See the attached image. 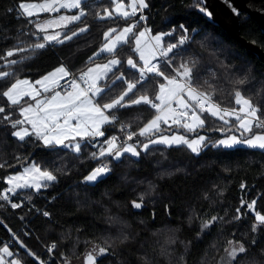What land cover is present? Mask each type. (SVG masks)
I'll use <instances>...</instances> for the list:
<instances>
[{
  "label": "trees",
  "instance_id": "1",
  "mask_svg": "<svg viewBox=\"0 0 264 264\" xmlns=\"http://www.w3.org/2000/svg\"><path fill=\"white\" fill-rule=\"evenodd\" d=\"M24 1L29 0H0V71L12 74L0 78V92L17 78L35 81L61 65L70 70L72 77L83 73L93 62L89 58L103 43V33L113 27L123 28L127 23L120 17L99 18L111 1L87 0L82 4L87 14L66 33L81 27H87L86 32L63 44L53 43L42 50L16 52L6 57L7 51L17 47L30 49L37 42L31 33L39 34L35 24L48 16L18 17L14 6ZM199 6V0H150L149 8L140 13L145 17L140 25L153 33H172L166 36L165 43L176 42L178 36L184 35L180 27L183 25L190 40L174 50L177 55L172 66L190 58L198 60L200 73L194 83L201 85V90L211 91L203 80L211 83V73L215 72L213 99L221 107H238L233 93L239 88L264 113V63L201 15L197 11ZM240 21L241 36L264 52V33L259 25L244 13ZM128 48L119 46L115 55L123 58ZM108 55L97 59L106 60ZM8 60L19 62L10 65ZM161 70L170 74L163 63ZM119 72L129 79L135 76L129 68H119ZM150 79L148 94L152 96L157 80H163ZM238 79L245 83L234 84ZM118 91L119 87L111 95ZM0 106L11 112L13 120L22 118L19 106L10 108L2 95ZM4 115L0 113V117ZM153 115L154 110L146 105L133 107L126 114L117 112L118 123L129 126L132 132H138ZM202 118L204 127L191 134L195 137L204 133L209 138L208 147L198 155L185 146L154 145L139 157L125 154L120 161L111 157L92 159V153H98L100 147L95 143L109 138L111 131H119L124 137L122 142L126 140L127 134L117 126L106 125L105 137L82 140L81 151L76 153L62 146H44L33 137L20 141L12 135L18 129H13L7 120H0V165H4L0 167V189L8 187L4 181L9 175L33 162L57 176L56 181L39 192L18 190L11 202L21 203L19 208L13 209L8 201H0V247L8 245L23 258L24 264H64L65 258L80 257L91 244L108 249L97 264H219L229 241H234L242 242L247 249L237 257L238 264H264V226L253 231L258 223L255 213L248 210L247 203L242 206V201L255 200L256 211L264 214V150L212 147L213 141L226 135V131L222 135L215 129L227 130L228 126L207 113ZM254 132L264 129L254 127ZM142 138L135 136L134 140L142 142ZM101 162H107L110 171L95 183L87 182L85 177ZM141 194L143 208L139 210L132 202L141 203ZM212 217H217V221L198 241L201 224ZM24 222L33 235L30 238L21 231ZM19 242L26 249L20 248ZM53 243L56 247L50 253L47 247Z\"/></svg>",
  "mask_w": 264,
  "mask_h": 264
},
{
  "label": "snow or ice",
  "instance_id": "2",
  "mask_svg": "<svg viewBox=\"0 0 264 264\" xmlns=\"http://www.w3.org/2000/svg\"><path fill=\"white\" fill-rule=\"evenodd\" d=\"M200 2L204 3L205 0H200ZM228 2L230 3V0ZM82 3L83 0L21 2L18 7L27 17L38 16L40 13H58L61 9L69 11L75 9L78 12L72 15H60L45 23H36L35 27L38 32L43 33L42 36L37 35L36 32L31 33L37 42L32 44L30 49L17 47L14 50H9L6 57H12L16 52L42 50L53 43L63 44L86 32L87 27L71 31V34L56 30L67 29L69 24L81 21V18L86 15ZM112 3L115 5L113 10L105 9L104 15L100 19L113 18L115 15L123 20H128L129 17H135L139 11L148 7L146 0H129L127 7L122 0H112ZM199 10L208 17L212 15L206 7H201ZM232 10L236 12L235 8ZM261 11L264 12V9ZM140 19L143 20L145 17L141 15ZM138 23L139 21H136L119 30L113 27L105 31L102 47L89 59L94 61L95 57L101 53L110 54L112 58L102 64L94 63V66L88 67L87 71L81 73L78 78L66 79L71 74L65 66L61 65L34 82L26 78L15 79V82L0 92V95L6 98L10 108L15 109L16 106H19V117L22 118L13 120L11 112H6L5 107L0 106V113L5 114L0 117V120H7L13 129H18L13 131L12 135L20 141H25L26 137H33L35 141L42 142L44 146L50 148L62 146L79 153L81 151L79 140H95L97 137H105L103 129L106 125L115 126V122L119 119L117 112L126 114L127 110L133 107L146 105L154 110L153 117L138 132H127L126 141H133L135 136H139L147 138L148 142L125 143L121 146L117 143L118 137L113 135L102 142L98 153H92V159L111 157L114 161H120L125 154L139 157L141 152L137 150L138 147L147 152L150 146L154 145L185 146L192 153L198 155L208 147L209 138L197 135L190 139L186 134L197 133L204 127L205 119L202 117L205 113L228 126L227 130L223 127L215 129L220 132L226 131V135L225 138L213 141L212 147L231 149L238 145H245L249 148L264 150V132H254V127L264 129V118H262L264 113L250 99L246 98L239 88L234 89L233 93L234 103L238 107L222 108L213 99L216 90L215 72L211 73V83L207 79L203 80V85H207L211 89L208 91L201 90L202 86L194 83L200 73L198 60L190 58L176 67L172 66L177 55L174 50L184 46L190 40V36L187 34L188 29L181 25L184 35L178 36L176 42L165 43L164 37L172 35V33L149 36V29L135 31ZM49 29H53V31L50 32ZM41 40L43 42H39ZM121 45H128L132 53L138 56V60L133 59L132 55L126 58L127 67L135 70V76L132 79L126 77L123 72H119L122 62L115 54ZM18 62L17 60L7 61L10 65H15ZM161 63L165 68L170 69V74H165V71L161 70ZM114 69H116L115 72ZM10 75L12 74L8 71H0V78L10 77ZM224 75L227 78V70ZM150 77L163 80V82L157 80L156 90L152 96L148 94V89L152 84ZM101 82L106 83L102 85ZM233 83L242 85L245 81L238 79ZM118 87L119 91L115 95H111ZM127 127L129 126L122 124L121 131H126ZM172 128H176L178 131L165 134L167 129ZM180 129L185 134H181ZM3 166L0 165V167ZM109 171L108 163L102 162L100 166L91 170L85 180L94 182ZM56 179L57 176L53 171L42 170L33 162L18 174L7 177L4 182L10 187L0 189V201H8L13 209L19 208L22 206L21 203L11 202V197L16 195L18 190L34 189L39 192L42 188H46L49 182L56 181ZM140 199L141 203L132 202L135 208L142 206L143 194ZM244 203H247L249 211L255 213V220L260 225H264V214L256 211V201L253 200L250 203L242 201V206ZM239 211L238 208L237 212ZM43 215L49 216V213L43 212ZM216 219L217 217H212L210 221L203 223L202 229L208 228ZM124 239H127V236ZM252 243L254 244L255 241L253 240ZM19 247L26 249L22 242H19ZM55 247L56 245L53 243L49 251ZM107 251L108 249L105 247L96 246L86 255L87 264H97L98 257ZM225 252L226 257L222 258L223 264H238V255L246 253L247 249L242 242L229 241V247L225 249ZM26 254L35 256L31 252H26ZM0 264H24V261L5 244L0 247Z\"/></svg>",
  "mask_w": 264,
  "mask_h": 264
},
{
  "label": "water",
  "instance_id": "3",
  "mask_svg": "<svg viewBox=\"0 0 264 264\" xmlns=\"http://www.w3.org/2000/svg\"><path fill=\"white\" fill-rule=\"evenodd\" d=\"M201 7H206L207 10L212 13L211 17H208L206 14L202 13L199 10ZM233 8L236 9V12H233ZM262 9H264V0H230V3L228 0H205V2L201 3V6L197 8V11L209 22L222 28L232 38L239 41L243 46L251 50L257 56V58L264 63L263 50L255 44L245 40L240 33V15L243 13L252 18L264 33V12L261 11ZM223 134L224 132H222V135ZM142 208L143 205L139 208V210ZM216 221L217 219L212 222L209 227H212Z\"/></svg>",
  "mask_w": 264,
  "mask_h": 264
},
{
  "label": "rangeland",
  "instance_id": "4",
  "mask_svg": "<svg viewBox=\"0 0 264 264\" xmlns=\"http://www.w3.org/2000/svg\"><path fill=\"white\" fill-rule=\"evenodd\" d=\"M85 1H87V0H83V3L85 2ZM109 1H111V4H108V5H105L104 6V8H103V12H101V14H100V16H99V18L101 17V16H103L104 15V12H105V9H107V10H109V11H111V10H113V8L115 7V5L112 3V0H109ZM24 2H28V3H42L43 2V0H29V1H24ZM122 2L123 3H125V5H126V7H127V5L129 4V0H122ZM146 2H147V4H148V7L147 8H144V9H142V10H146V9H148L149 8V5H150V0H146ZM82 3V4H83ZM83 8V7H82ZM84 10V9H83ZM129 11H130V8L128 9ZM141 10V11H142ZM141 11H139L138 13H137V15L135 16V17H129L128 18V20H126L127 21V23L123 26V27H125V26H127L128 24H130V23H135L136 21H139V23L137 24V27H136V29H135V31H140V30H143V29H149V28H147V27H145V26H141L140 25V21H142L141 19H140V13H142ZM78 12V10H75V9H73V10H71V11H69V10H65V9H61L60 10V12H58V13H40L38 16H33L34 18H38V17H40V16H42V15H46V14H48V16L47 17H45L44 19H41V20H39L37 23H45L47 20H49V19H53V18H56V17H58V16H60V15H72V14H76ZM84 12L86 13V11L84 10ZM87 14V13H86ZM143 16V15H142ZM117 17H119V16H115L114 15V17L113 18H107V19H115V18H117ZM83 18V17H82ZM81 18V19H82ZM80 22V21H79ZM79 22H75V23H72V24H69L68 25V28L67 29H56L57 31H62V32H64V33H66L67 31H68V29L70 28V27H72V26H74L75 24H77V23H79ZM120 29V28H119ZM118 29V30H119ZM150 30V29H149ZM38 31V30H37ZM49 31L51 32V31H53V29H49ZM161 33H164V32H157V33H153L151 30H150V32L148 33V35L149 36H154V35H157V34H161ZM66 34H71V33H66ZM42 35H43V33H42ZM62 38V37H61ZM166 41V36L164 37V42ZM103 43H104V41H103ZM102 43V44H103ZM102 44H101V46L100 47H102ZM122 46V45H121ZM99 47V48H100ZM118 49V48H117ZM99 51V50H98ZM97 51V52H98ZM126 54L124 55V57L122 58V57H120V56H118V55H116V57L117 58H119L120 60H121V65L119 66V68H122L123 70H125V68H128L127 67V65H126V58H127V56H129V55H132V57H133V59H137L138 60V56L137 55H135L134 56V53H132V51H131V48H128L126 51ZM107 53H101L99 56H97V57H95V60L89 65V67H91V66H94V63H105V62H107V60L108 59H111L112 58V56H110V55H108V57H107V59L106 60H98L97 58L98 57H101V56H105ZM162 64V63H161ZM87 71V70H86ZM116 71V69H114V72ZM134 72V75H135V70H133ZM85 72V71H84ZM80 75V74H79ZM79 75H77V78L79 77ZM109 75H111V73L109 74ZM73 77L70 75L68 78H66V79H72ZM34 82V81H33ZM63 83V82H62ZM104 83H106V82H101V84L103 85ZM50 95V94H49ZM233 123H235V121H234V118H233ZM116 126V125H115ZM162 127H166V126H162ZM170 131L173 133V132H176V131H178L176 128H172V129H167L166 130V133L165 134H171L170 133ZM180 132H181V134H185L184 132H183V130L182 129H180L179 130ZM193 134H195V133H193ZM238 134V133H237ZM113 135H115V136H117L118 137V140H117V143H118V145H121V143H122V141H123V135H122V133H120L119 131H111V136H113ZM186 135H188V137L191 139V138H195V137H192L191 136V134H186ZM198 135H204V136H206L207 137V135L206 134H204V133H200V134H198ZM110 136V137H111ZM197 136V135H196ZM109 137V138H110ZM97 138H101V137H97ZM96 138V139H97ZM223 138H225V137H223ZM77 140H79V138H77ZM85 140V139H84ZM87 140H89V139H87ZM82 140H79V142H81ZM142 142H148V140H147V138H145V137H143L142 138V140H141ZM66 143H68V141H66ZM98 145H102V141H99V143H95V146H98ZM123 145H125V144H123ZM123 145H121V146H123ZM241 146H245V145H238V146H236V147H241ZM235 148V147H234ZM137 150L138 151H140V152H143V150L141 149V147H138L137 148ZM30 166V165H29ZM21 170H19V172H20ZM18 172V173H19ZM18 173H15V174H18ZM108 173V172H107ZM106 173V174H107ZM105 174V175H106ZM14 175V174H13ZM103 177V176H102ZM101 178V177H100ZM100 178H98V179H100ZM98 179L96 180V181H98ZM96 181H94V182H89V183H95ZM49 183H51V182H49ZM8 187H10L9 185H8ZM202 225L203 224H201V226H200V233L197 235V240L198 241H200V240H202L203 239V237L205 236V234L207 233V231H208V229L209 228H203L202 229ZM264 225H260L259 223H255L254 224V227H255V229L256 230H258V229H260L261 227H263ZM234 242V241H233ZM96 246H99V245H97V244H91L89 247H88V249L86 250V252L85 253H83L80 257H78V258H76V259H68V258H65V260H64V264H87V262H86V255L89 253V252H91L92 250H93V248H95ZM229 247V246H228ZM227 247V248H228ZM240 255V254H239ZM238 255V256H239ZM103 256V255H102ZM102 256H99L98 257V259H100ZM223 257H226V252H224L223 254H222V256H221V258H220V260H219V264H223V261H222V258ZM98 259H97V261H98Z\"/></svg>",
  "mask_w": 264,
  "mask_h": 264
},
{
  "label": "built area",
  "instance_id": "5",
  "mask_svg": "<svg viewBox=\"0 0 264 264\" xmlns=\"http://www.w3.org/2000/svg\"><path fill=\"white\" fill-rule=\"evenodd\" d=\"M15 10H16V12H17V15H18V17H22V18H25L24 17V15H23V13L20 11V9L17 7V5L15 4ZM29 22V24L30 25H32V21L30 22V20L28 21ZM115 125L121 130V125L122 124H120V123H118V120L115 122ZM123 132H125L126 134H127V132H132V130L130 129V127H127V130L126 131H123ZM126 141V140H125ZM126 142H128V143H137L136 141H134V138H133V141H126ZM102 163V162H101ZM100 163V164H101ZM100 164H99V166H100ZM109 167V166H108ZM22 231V233L24 234V235H26L27 237H31V236H33V235H31V233H30V230H29V227H28V225L26 224V222H24V225H23V229L21 230ZM52 245V244H51ZM51 245L50 246H48L47 247V250H48V252H50V253H52L53 252V250L54 249H51V251H49V249L51 248ZM9 259H11V258H9Z\"/></svg>",
  "mask_w": 264,
  "mask_h": 264
},
{
  "label": "crops",
  "instance_id": "6",
  "mask_svg": "<svg viewBox=\"0 0 264 264\" xmlns=\"http://www.w3.org/2000/svg\"><path fill=\"white\" fill-rule=\"evenodd\" d=\"M25 16V15H24ZM25 17H27V16H25ZM28 18V17H27ZM42 34V33H41ZM67 68V67H66ZM68 69V68H67ZM69 70V69H68ZM69 72H70V70H69ZM70 74H71V72H70ZM25 100H28V98H25ZM29 102H31V101H29ZM98 139V138H97ZM97 139H95V140H97ZM222 139V138H221ZM82 142V141H81ZM80 142V143H81ZM241 147H245V148H249V147H247V146H241ZM250 149H253V148H250ZM258 150H261V149H258ZM90 174V173H89ZM88 174V175H89Z\"/></svg>",
  "mask_w": 264,
  "mask_h": 264
},
{
  "label": "flooded vegetation",
  "instance_id": "7",
  "mask_svg": "<svg viewBox=\"0 0 264 264\" xmlns=\"http://www.w3.org/2000/svg\"><path fill=\"white\" fill-rule=\"evenodd\" d=\"M245 14V13H244ZM241 16V15H240ZM208 228H210V227H208ZM201 230V229H200ZM209 230V229H208Z\"/></svg>",
  "mask_w": 264,
  "mask_h": 264
}]
</instances>
